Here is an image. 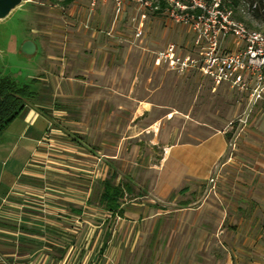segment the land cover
<instances>
[{"label": "crops", "instance_id": "obj_1", "mask_svg": "<svg viewBox=\"0 0 264 264\" xmlns=\"http://www.w3.org/2000/svg\"><path fill=\"white\" fill-rule=\"evenodd\" d=\"M87 7V0L67 5L72 24L51 29L46 73L38 78L45 81L51 66L57 91L58 84L74 88L66 94L68 102H57L53 108L29 105L17 116L23 123L19 146L29 161L0 200V264H261L264 126L263 116L256 112L260 106L253 108L244 124H237L238 134L230 137L205 122L187 132L181 118H186L187 110L171 107L168 85L161 90L150 87L156 68L150 53L162 50L172 39L167 26L155 29V21L161 19L156 16L171 21L164 13L137 11L129 1L114 16L111 2L104 0L88 14L85 29L81 22ZM132 32L134 45H126L123 40ZM38 85L45 93L40 103L62 97L52 95L47 85ZM124 97L133 100L126 128H131L134 138L146 135V160L153 164L142 178L140 201L123 203L124 194L114 210L99 201L102 180L112 177L114 184L123 183L114 182L112 171L97 180L93 204L87 197L84 202L61 197L70 195L68 189L30 185H40L43 178L36 170L43 167L34 159L75 158L73 154L119 158L107 144L91 149L89 135L65 130L101 128L106 123V116L102 121L101 116L110 109L107 101L119 114L122 106L117 100ZM159 98L162 103L156 101ZM80 99L85 103L81 109ZM39 120L50 124L41 133L32 130ZM136 152L137 147L134 158Z\"/></svg>", "mask_w": 264, "mask_h": 264}, {"label": "rangeland", "instance_id": "obj_2", "mask_svg": "<svg viewBox=\"0 0 264 264\" xmlns=\"http://www.w3.org/2000/svg\"><path fill=\"white\" fill-rule=\"evenodd\" d=\"M176 1L182 5H186L184 0ZM62 2L63 0H27L26 3L19 6L8 17L0 21L1 76L9 77L22 84L27 83L31 79H38L46 73L45 64L47 61L45 57L50 54L52 48L50 42L51 29L57 25L65 28L72 24L69 16H67V6L64 7ZM156 4L159 8L156 12L161 14L163 13L162 10L168 7L165 0H156ZM171 7H175L173 3ZM86 10L85 19L81 22V27L85 29L89 27L87 18L93 9L89 11L87 7ZM235 12L242 17V20H250L244 6L237 7ZM156 17L161 19L158 20V23L155 21V29L167 26L171 30L172 39H170L169 44L174 46V57L185 54L193 56L192 34L188 27L179 23H170L164 20L165 17L163 18L159 15ZM250 23L256 30L264 32V24L253 21H250ZM47 32L49 33L48 35L43 34ZM133 34L132 32L130 37L124 38L123 41L126 42V45H134ZM25 39L35 42L36 51L33 55L26 56L20 53L19 45ZM155 39L157 41L159 36L156 35ZM167 46L162 50H160L162 47L159 46V51L150 53L151 62L156 63H154L156 68L152 73L153 83H150V87H156L158 90H161L164 86L163 84L168 85V90L172 92L171 107L181 112L187 110L186 118L181 117L182 120H186L185 130L187 132H190L197 123L205 122L224 130L229 137L238 134L240 128L237 127L235 121L242 119L244 116L246 107L245 94L236 92L234 89L223 84L212 88L210 81L202 79L195 70L179 71L177 69H170L163 59L156 62L157 54L164 52ZM129 56L133 57L132 53ZM125 70L130 71L127 68ZM55 74V70L50 66L45 81H37L35 84H30V89L37 93L35 99L29 101L31 106L53 108L57 102L62 105L68 102L66 94L68 92L71 93L74 88L73 86L68 88L69 86L67 87V85L58 84L59 91H57L55 87L57 84L54 82L57 78ZM62 76H65L64 72ZM39 82L40 84L47 85L52 95L62 94V97H49L46 99L47 102H44L45 104L40 103L38 100L43 98L45 93L40 91ZM125 85L124 83V87ZM77 101L81 109L85 103L82 99ZM132 101L125 97L120 99V101L117 100V104L122 106V111L119 114H114L112 101L108 100V108L110 109L106 115L101 116V121L106 116V123L101 125V128L99 126L91 131H83L81 128L74 127L73 129L69 128V130H65L68 133L74 130L77 132L76 135L81 137L83 133L87 136L89 135L91 149L93 147L97 149L96 147L100 146L101 143L107 144L108 149L118 152L119 158H100L97 154L96 156H92V158H87L80 154H73L75 158L34 159V164L43 167L42 169H36L42 174L43 178L40 185H30L46 188V190L48 188L54 189L55 187L59 188L60 191L62 190L61 188L68 189L70 190L69 196L63 194H60V196L69 198L75 202H84L87 197V202L93 204L97 203V180L101 177H108L112 171L115 176L114 182L131 180L133 192L131 195L124 196L123 203L133 204L136 201H140L138 200L139 196H137V193H141L142 189H144L141 187L142 178L147 176L148 168L153 166V164L146 160V149L149 148L146 135L134 138V132L132 133L131 128H126L129 125V112ZM156 101L162 103L163 100L159 98ZM70 103H73V101L71 100ZM253 111L254 109L248 114L247 119ZM256 112L259 116H263L261 124L264 126V112L262 108L259 107ZM175 116L180 118L179 114ZM98 118L99 116L96 117L97 122ZM81 119L82 115L79 121ZM48 120L50 123L54 122L49 117ZM118 124L122 128L118 127ZM22 126L21 117H17L0 133V200L2 195L13 187L14 178L20 176V173L26 167L27 161H29V158H27L28 154H25L19 146L20 142L24 139L21 136L18 137ZM49 126L50 124L46 121L39 120L32 130L41 133L47 130ZM136 147L137 152L134 158V148ZM64 153L67 152L64 151ZM55 159H58V161ZM39 161L42 162V165H40ZM57 172H59V175ZM88 188L89 194L87 195ZM62 192L66 193V191Z\"/></svg>", "mask_w": 264, "mask_h": 264}, {"label": "built area", "instance_id": "obj_3", "mask_svg": "<svg viewBox=\"0 0 264 264\" xmlns=\"http://www.w3.org/2000/svg\"><path fill=\"white\" fill-rule=\"evenodd\" d=\"M97 1L104 0H87L89 11ZM109 1L114 16L120 14L126 1L133 3L137 11L159 9L156 0ZM165 1L168 7L162 11L167 18L190 30L194 54L174 57V46L169 44L164 52L157 54L155 61L163 59L170 69L195 70L212 86L224 84L245 94L244 116L235 121L237 124H244L256 105L264 112V32L248 29L234 19L225 0H184L186 5L176 0ZM172 3L175 7H171ZM228 146L233 148V140ZM261 264H264V251Z\"/></svg>", "mask_w": 264, "mask_h": 264}, {"label": "trees", "instance_id": "obj_4", "mask_svg": "<svg viewBox=\"0 0 264 264\" xmlns=\"http://www.w3.org/2000/svg\"><path fill=\"white\" fill-rule=\"evenodd\" d=\"M71 1L63 0L62 5L65 7ZM225 4L232 10V17L243 22L248 29H255L250 21L264 24V0H225ZM241 5L245 7L249 21L242 20V17L236 14L235 9ZM37 81L38 79H31L27 83L20 84L9 77L0 75V133L10 121L30 105L29 101L35 99L37 93L30 89V84H35ZM112 180L113 178L109 177L100 182L98 196L99 201L105 203L110 210L115 209L116 203L123 198L124 194L130 195L132 192L129 181L114 184Z\"/></svg>", "mask_w": 264, "mask_h": 264}, {"label": "water", "instance_id": "obj_5", "mask_svg": "<svg viewBox=\"0 0 264 264\" xmlns=\"http://www.w3.org/2000/svg\"><path fill=\"white\" fill-rule=\"evenodd\" d=\"M26 2L27 0H0V21ZM19 51L26 56L33 55L36 51V44L32 40L25 39L20 43Z\"/></svg>", "mask_w": 264, "mask_h": 264}]
</instances>
